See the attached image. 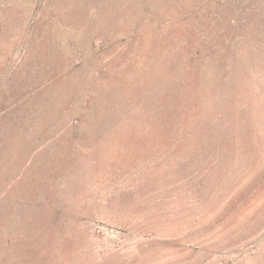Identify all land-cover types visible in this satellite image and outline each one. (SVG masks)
<instances>
[{
    "label": "rangeland",
    "instance_id": "obj_1",
    "mask_svg": "<svg viewBox=\"0 0 264 264\" xmlns=\"http://www.w3.org/2000/svg\"><path fill=\"white\" fill-rule=\"evenodd\" d=\"M0 264H264V0H0Z\"/></svg>",
    "mask_w": 264,
    "mask_h": 264
}]
</instances>
